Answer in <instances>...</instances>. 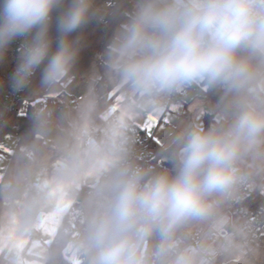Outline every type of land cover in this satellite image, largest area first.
Returning a JSON list of instances; mask_svg holds the SVG:
<instances>
[{
	"label": "clouds",
	"instance_id": "1",
	"mask_svg": "<svg viewBox=\"0 0 264 264\" xmlns=\"http://www.w3.org/2000/svg\"><path fill=\"white\" fill-rule=\"evenodd\" d=\"M95 0H0V59L22 39L12 76L27 85L37 70L44 85L69 77L83 46L82 30L99 10ZM55 16V50L50 35ZM104 55L130 94L159 106L193 84L240 90L252 79L253 60L264 64V0H131ZM245 53V55H242ZM264 136V112L244 107L224 130L198 127L174 138L175 175L144 181L132 172L117 185L109 214L94 225V264H143L135 240L158 232V254L174 247L179 225L210 211L209 198L229 194L238 182L242 148ZM173 264H196L194 253Z\"/></svg>",
	"mask_w": 264,
	"mask_h": 264
},
{
	"label": "rangeland",
	"instance_id": "2",
	"mask_svg": "<svg viewBox=\"0 0 264 264\" xmlns=\"http://www.w3.org/2000/svg\"><path fill=\"white\" fill-rule=\"evenodd\" d=\"M102 1L97 0V5H100ZM8 50L9 52L18 50V47L10 45ZM104 52L101 54V60L107 64V58ZM8 55L5 52L3 59H0V103H2L6 93L3 82L11 78L12 67L15 65V62L9 61ZM256 68L262 76L257 83L253 82L249 87L250 97L247 107L264 112V64L258 61ZM99 75L98 66L93 65L89 72L81 77L74 78L69 75L68 78L58 84L45 86L37 94L47 97L70 99L81 93L85 99L83 108L79 112L83 114L87 105L90 103L91 92ZM121 86L122 84L120 83L111 93L120 89ZM206 89L202 83L193 84L181 90L187 92L189 95L185 99L169 102L170 96H168L159 106H146L136 96L130 94L124 86L106 110L101 111L100 115L104 116L112 113L115 115L120 113L126 114L135 121L137 120L139 126L150 137L154 138V141L159 145L158 153L165 154L166 151L174 152L175 145L173 141L176 135L187 128L198 127L202 129L206 113H215L216 121L220 119H231L226 110L217 109L215 102L207 97ZM231 123L232 120L228 127ZM1 125L2 123L0 124V169L5 168L8 162L7 157L19 144V136L12 132L2 131ZM43 138L47 148L43 155L36 157V163L30 166L27 173L28 186L24 187L17 194H22L24 190L29 191L31 198L29 204L34 215L32 225H34L33 227L36 231L32 234L28 247L26 246L19 251L22 252V264H29L28 262L30 261L34 264L45 263L48 257V246L43 242V229L48 230L49 228H53L55 233L63 216L74 208L72 205L77 194L76 187L85 185V188L89 191L91 187H94L98 183L100 175L101 166L98 164L99 157L90 147H88V153L84 163H81V165H73L71 161L75 159V155L70 153L67 157L65 156V151L72 144L68 138L52 133L44 134ZM260 145L262 144L257 140L254 144L242 149L252 154L253 151H257L255 147L259 148ZM61 153V156H65V158L59 156ZM43 170H46L44 178L48 188L43 191L41 197L37 195H34V197L30 195V189L31 186H39L42 181L40 171L43 172ZM1 182L5 187L7 184L6 180L2 179ZM76 183L78 184L77 186ZM218 196L214 201L215 204H218L219 200L225 201L227 198V194H218ZM199 222L205 223L208 222V219L204 216L199 219ZM187 229L190 230L191 227ZM76 239L77 234L70 237V240L67 242L66 255L72 264H81L84 258L83 255L89 248V243H83L82 241L75 243ZM135 243L137 244V240H135ZM15 250L16 247L13 245L9 247L8 245H0V264H4L8 260V256L15 252ZM148 254L158 256L154 233L150 235ZM1 258L3 259L1 260ZM145 264H149V261H146Z\"/></svg>",
	"mask_w": 264,
	"mask_h": 264
},
{
	"label": "trees",
	"instance_id": "3",
	"mask_svg": "<svg viewBox=\"0 0 264 264\" xmlns=\"http://www.w3.org/2000/svg\"><path fill=\"white\" fill-rule=\"evenodd\" d=\"M114 1L115 5L108 13L100 7L101 4H95L94 7L99 10L98 18L93 19L82 30L72 34V38H75L77 35H83V46L70 75L74 78H79L89 72L93 65H97L100 72L92 89L90 103L87 105L85 112L80 114L79 111H76L73 113V118L79 119V117L82 118L84 116L86 122H94L99 126L103 124L104 118L115 116L113 113L101 116L100 113L104 109L106 110L109 104L124 88V85H122L120 89L111 93L120 82L118 78L110 72L107 64L101 60V54L106 50L118 27L119 14L131 8V0ZM57 14L58 13L55 12L53 14L54 21L50 31V35L53 38V50H55L56 47L55 40L57 32L55 28V16ZM6 53L8 55L9 50L6 51ZM242 55H245V53H242ZM258 61L259 60L252 61L254 65L253 77L243 89L235 90L224 88L208 90L207 97L215 102L218 110H226L231 119H220L216 121L215 113H206L203 130L207 131L213 128L218 130L227 129L230 121L234 119L238 111L248 106L250 97L249 87L253 82L257 83L262 76L256 68ZM11 78L3 82L6 90L10 86ZM45 86L46 85L41 82L40 70H37L30 82L25 86L24 93H39ZM78 95L82 94L79 93ZM0 110L1 113L5 112L2 103H0ZM117 116L129 120L121 113ZM1 128L2 131L12 132L18 135L19 144L10 154L9 163L4 173L3 179L6 180L7 184L4 187L2 182L0 183V222L1 220H9L11 218L16 207L14 203L10 201L9 197H15L26 187L29 168L36 163V158L35 160H30L24 154L23 148H31L35 152L36 157H40L47 148L43 138V135L47 133L57 134L61 137L68 138L71 142L74 141L73 128L66 117L65 107L61 102L54 99H50L46 104V108L39 112L33 110L21 112L19 109H15L6 116L2 122ZM258 141L263 145H260V147L262 146L261 149H259L260 147H255L257 151H253L252 154L242 149L237 160L244 168L245 173L252 180L253 188L249 194L243 197L238 203L234 204L232 209H237L239 207L248 212H256L261 209L264 210V136H261ZM154 147L156 150L155 161L153 166L145 171L144 181L160 173L175 175L174 162L172 161L170 166L165 165L161 160V156L164 153H158L159 145L157 143L154 144ZM165 154L172 157L173 152L166 151ZM61 155L62 153L59 156ZM65 156L61 157L65 158ZM35 191L36 186H31L30 195H35ZM224 202L226 205L227 200ZM103 204L104 201L102 197L92 196L88 189L85 188V185H82L73 206L79 205L85 210L88 219L87 226L90 229V233L94 228L91 224L93 222L96 224L102 219ZM62 224L63 223L59 226L55 241L49 248L48 257L44 264H72L66 255L67 242L70 240L71 235L63 231ZM136 252L139 256V250ZM162 256L166 257L167 253ZM94 258L95 249L91 245L87 251H85L81 264H94ZM2 259L3 258H1V260ZM4 264L22 263L6 260Z\"/></svg>",
	"mask_w": 264,
	"mask_h": 264
},
{
	"label": "built area",
	"instance_id": "4",
	"mask_svg": "<svg viewBox=\"0 0 264 264\" xmlns=\"http://www.w3.org/2000/svg\"><path fill=\"white\" fill-rule=\"evenodd\" d=\"M96 2L97 0H95V4H97ZM114 5V0H103L100 7L108 13ZM21 41L22 39H17L11 45L19 49ZM8 54L9 61L15 62L12 69L13 76L19 52L18 50H13ZM24 88L25 86L23 88L15 87L11 78L10 86L2 100L5 112L0 115V124L15 109H19L21 112L28 110L39 112L46 108V104L50 99L61 102L65 107L66 117L74 132V141L66 151L67 156L70 153L75 155V159L71 161V164L81 165V163H84L88 147L95 151L99 157L98 164L101 166L99 180L94 187H91L89 193L94 197H102L104 201L102 218L106 217L110 212L118 183L126 179L134 171L145 173L147 169L153 166L156 157L154 138L144 132L139 125L117 115L104 118L101 126L94 122H86L84 118L74 119L73 113L83 108L84 95L64 99L61 97L41 96L37 93L25 94ZM188 96L187 92L178 91L170 96L169 102L185 99ZM23 152L30 160H35L36 155L31 148L24 147ZM236 169L239 177L238 182L234 189L227 194L225 200H227L226 206L229 211H237V221L233 223L230 229L226 230L218 228L214 222L197 224L189 241L182 238L175 240L174 250L182 251L191 243L205 240V248L210 252L211 257L225 256L227 253L236 250L239 252V261L242 264L253 261L252 249L260 238L261 228L264 225V210L248 212L239 207L232 209L233 205L249 194L253 188L252 180L238 161L236 162ZM45 174L46 170H43V177H45ZM26 186H28V180ZM46 189L47 183L42 180L39 186L36 187L35 194L40 196ZM9 199L16 207L9 219L10 225L14 226L20 221L26 220L28 205L27 201H24L19 206L15 202L14 197L10 196ZM87 222V214L83 207L75 205L63 219V231L71 236L77 234L75 243L79 241L88 242L89 246H91L89 242L91 233ZM94 225L95 222L91 224V226ZM151 264H159L157 256ZM262 264H264V251L262 253Z\"/></svg>",
	"mask_w": 264,
	"mask_h": 264
},
{
	"label": "crops",
	"instance_id": "5",
	"mask_svg": "<svg viewBox=\"0 0 264 264\" xmlns=\"http://www.w3.org/2000/svg\"><path fill=\"white\" fill-rule=\"evenodd\" d=\"M203 87H206L207 92L209 89L214 90L213 87H209L207 84H203ZM127 111V110H126ZM1 113V112H0ZM125 117H127L130 121L133 123L138 124L137 120L135 121L133 118H130L126 114H122ZM142 129V128H141ZM143 130V129H142ZM144 131V130H143ZM145 132V131H144ZM156 143V142H155ZM66 152V151H65ZM8 162L5 166V168L0 169V182L4 177L5 170L7 168V165L9 163V158L10 155L7 157ZM41 179L45 181V178L43 177V172L40 171ZM29 184V183H28ZM78 184L76 183V186ZM82 186H77V194ZM48 188V186H47ZM43 194V192H42ZM41 194V195H42ZM76 194V197H77ZM41 195L39 197H41ZM34 196V195H33ZM36 196V194H35ZM34 196V197H35ZM218 194L214 195L209 198L210 201V211L209 213L205 216L206 219H208V222L202 223V224H209V223H215V225L220 228V229H230L235 221H237V213L234 210L229 211L228 207L224 204V201L219 200L218 204H215V199L218 198ZM30 196H29V191L24 190L22 194L17 195L14 197L15 202L21 206L24 201H27L28 205V214L26 216L25 221H20L16 225L12 226L9 223V220H1L0 222V245H8V247L13 245L16 247L15 252H13L10 256H8V260L14 261L21 263L22 261V252H19L20 249H23L24 247H28L30 240L32 238V234L35 233L34 225H32V222L34 220V215L33 211L31 209V206L29 204L30 202ZM76 201V198H75ZM74 201V202H75ZM73 202V205H74ZM72 205V206H73ZM67 213L63 216L61 222L58 225L57 231L54 233L53 228H49L48 230L43 229V242L48 246V253H49V248L52 245V243L55 241L59 226L62 223L63 219ZM200 219V218H199ZM198 222L191 227L190 230H188L186 227V222L182 223L179 225L175 231L173 240L175 243V240L178 238L190 240L191 239V234L195 230L197 224H201V222ZM155 235V247L157 246L159 250V244L161 243L160 236L158 232L153 231ZM150 241V236L144 237L143 239L137 240L136 244V251L139 250V257L142 258L143 264L146 263V261H149V264H151L154 259L156 258L155 255H150L148 254V244ZM159 243V244H158ZM206 241L202 240L200 242L196 243H191L189 244L184 250L182 251H177L174 250L173 248L170 249L167 252V256L163 257L161 254H158L157 258L159 261V264H173V261L179 253L182 252H191L194 253L196 264H242L239 261V252L236 250H233L229 253H227L225 256H216V257H211V254L208 250H206ZM253 251V261L248 264H262V253L264 251V225L261 228V234L259 240L255 243L254 248L252 249ZM256 254V255H255ZM24 255V252H23ZM29 264H34L32 261L28 262ZM41 264V263H39Z\"/></svg>",
	"mask_w": 264,
	"mask_h": 264
},
{
	"label": "water",
	"instance_id": "6",
	"mask_svg": "<svg viewBox=\"0 0 264 264\" xmlns=\"http://www.w3.org/2000/svg\"><path fill=\"white\" fill-rule=\"evenodd\" d=\"M224 88H226V87H224V86L213 87V89H224ZM66 157H67V155H66ZM161 160L167 166H170L172 164L171 157L169 155H167V154H163L161 156ZM198 219L199 218H191V219H189L186 222V227H188V228L192 227L193 225H195L198 222Z\"/></svg>",
	"mask_w": 264,
	"mask_h": 264
}]
</instances>
